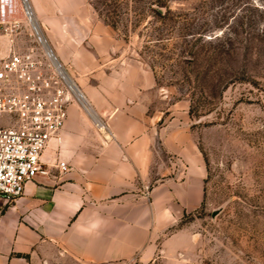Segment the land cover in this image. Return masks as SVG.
I'll use <instances>...</instances> for the list:
<instances>
[{"label": "crops", "instance_id": "0c3cea01", "mask_svg": "<svg viewBox=\"0 0 264 264\" xmlns=\"http://www.w3.org/2000/svg\"><path fill=\"white\" fill-rule=\"evenodd\" d=\"M28 3L102 129L69 104L60 141L41 157L67 171L51 167L26 182L20 197L0 195V264L149 261L159 237L204 201L207 168L186 113L166 103L152 71L89 0Z\"/></svg>", "mask_w": 264, "mask_h": 264}, {"label": "rangeland", "instance_id": "374dc122", "mask_svg": "<svg viewBox=\"0 0 264 264\" xmlns=\"http://www.w3.org/2000/svg\"><path fill=\"white\" fill-rule=\"evenodd\" d=\"M89 4L166 103H179L207 168L201 207L159 237L149 261L129 264H264V0ZM21 14L0 27L2 56L41 52Z\"/></svg>", "mask_w": 264, "mask_h": 264}, {"label": "built area", "instance_id": "2783aa9c", "mask_svg": "<svg viewBox=\"0 0 264 264\" xmlns=\"http://www.w3.org/2000/svg\"><path fill=\"white\" fill-rule=\"evenodd\" d=\"M13 1L0 0V27L4 32L9 29L7 17L14 12ZM36 27L48 45L37 24ZM80 98L84 100L81 94ZM71 103H76L92 118L95 127L102 129L92 112L74 96L42 46L41 52L11 48L6 55H0L1 196L8 200L20 197L26 182L37 175L48 176L51 167L67 171L65 163L48 165L41 157L51 141H60Z\"/></svg>", "mask_w": 264, "mask_h": 264}, {"label": "bare ground", "instance_id": "6f19581e", "mask_svg": "<svg viewBox=\"0 0 264 264\" xmlns=\"http://www.w3.org/2000/svg\"><path fill=\"white\" fill-rule=\"evenodd\" d=\"M28 0H14L13 3H12V6L14 8V13H18V12H21L29 26L31 27L32 31L34 32L36 38H38L39 40V43L40 45L42 46V49L44 50V52L46 53L47 57L50 59V61L53 63L54 67L56 68L57 72L61 75V77L64 79V81L66 82V84L68 85V87L71 89V91L73 92L74 96L80 100L83 105L85 106L86 110L88 112H90V110L88 109L87 105L85 104L86 102L84 100H82L80 98V92L79 90L77 89V87L75 86V84L73 83L72 79L69 77V75L65 72L64 68L61 66V64L58 62V60L56 59L55 55L53 54V52L51 53L50 50H48V45H46V43H44L43 39L40 37L39 35V32H38V29L36 27V24L38 25L35 17H33L34 15H32V11H30L31 9H29V3H27ZM32 12V13H31ZM21 14V15H22ZM16 17V16H15ZM38 28L39 30L41 31L39 25H38ZM42 33V32H41ZM65 74H67L68 78L65 76ZM75 87H73V85ZM80 93V94H79ZM91 113V112H90Z\"/></svg>", "mask_w": 264, "mask_h": 264}, {"label": "water", "instance_id": "95a60500", "mask_svg": "<svg viewBox=\"0 0 264 264\" xmlns=\"http://www.w3.org/2000/svg\"><path fill=\"white\" fill-rule=\"evenodd\" d=\"M216 213H217V211H215V212L213 213V216H215Z\"/></svg>", "mask_w": 264, "mask_h": 264}]
</instances>
